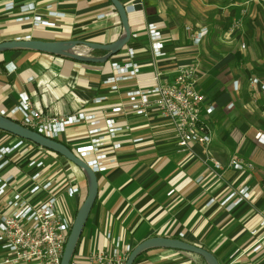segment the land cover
I'll list each match as a JSON object with an SVG mask.
<instances>
[{"label":"crops","instance_id":"1","mask_svg":"<svg viewBox=\"0 0 264 264\" xmlns=\"http://www.w3.org/2000/svg\"><path fill=\"white\" fill-rule=\"evenodd\" d=\"M119 1L129 6L131 35L105 61L82 62L30 49L0 52V112L19 122L20 114L8 115V111L17 105L20 93H26L32 107L46 117L109 110L127 100L126 91L151 86L155 72L160 73L159 81H172L180 68L193 66L195 89L214 106L206 116L212 139L206 147L194 143L180 150L169 121L156 112L144 118L128 110L117 117L129 130L119 137L117 165L96 174L97 194L75 258L89 264L88 254L111 246L105 237L110 232L131 250L146 239L164 237L206 249L218 264H264V227L259 226L264 216V144L254 140L256 132H264V91L251 84L252 79L264 84V0ZM8 3L13 6L10 10ZM34 16L51 24L35 25ZM234 21L239 25L231 30ZM151 22L162 34L163 55L158 57L153 56L146 34V24ZM200 29L207 32L199 44H193L192 35ZM121 32L122 24L109 0H0V43L73 40L108 45ZM129 47L139 73L117 83L118 91L111 92L103 80L112 74L110 63L125 61ZM107 53L94 49L87 55L99 58ZM100 96L106 99L94 104L93 99ZM85 130L84 124L68 127L57 141L71 150L87 141ZM19 140L0 131V148L12 147ZM233 155L252 167H229ZM58 158L75 167L62 156L23 140L0 169V180H32L39 173L34 180L74 183L78 194H62L59 201L60 211L74 217L86 196L85 178L82 175L74 182L67 171L53 177ZM213 160L221 168H215ZM32 161L42 165L30 166ZM243 187L248 198L233 204ZM65 196L73 200L74 214L67 209ZM3 207L0 198V212ZM253 229L256 235H251ZM257 240L261 247L252 250ZM132 264L203 261L194 253L155 247L141 252Z\"/></svg>","mask_w":264,"mask_h":264},{"label":"built area","instance_id":"2","mask_svg":"<svg viewBox=\"0 0 264 264\" xmlns=\"http://www.w3.org/2000/svg\"><path fill=\"white\" fill-rule=\"evenodd\" d=\"M8 3L7 10L12 9ZM49 7V6H48ZM126 6V11H129ZM132 7V6H131ZM49 15H55L49 11ZM24 19H29L25 17ZM35 25L51 24L40 16H34ZM239 22H232L231 30L238 27ZM207 30L200 29L192 35V43L199 44ZM146 34L150 50L154 57L163 55L164 47L162 34L155 23L146 24ZM136 37L135 34L132 35ZM26 39L29 36L25 37ZM133 48H127L123 63L112 62V74L103 80L111 92L118 91L120 81L132 79L139 73V66L133 61ZM193 66L180 68L172 81H159L160 73L155 72L153 84L147 88H135L126 91L127 100L116 103L109 110L102 108L97 112L77 110L63 116L46 117L41 110L33 108L26 93H20L18 103L8 111V115L19 113V124L51 140H58L66 133L68 127L84 124L87 141L73 147L71 151L91 169L94 174L107 171L117 165L116 153L121 148L119 137L128 132L126 122L118 120L121 114L131 111L137 116L148 118L150 112H156L167 119L172 126L176 145L180 150L189 149L191 144L197 143L208 146L212 139V128L206 116L214 111V106L206 103L205 96L194 87ZM251 84L258 85L264 91V84L252 79ZM237 88V82H233ZM106 99L105 96L96 97L93 103L98 105ZM232 107V103L228 108ZM4 116L5 112L1 111ZM264 119V116H263ZM254 140L257 144H264V132H256ZM137 141V140H136ZM20 139L12 147L0 148V169L8 163V157L13 149L22 144ZM30 166L40 167L42 162L32 161ZM215 168L221 164L213 160ZM228 166L235 170L251 168L252 165L238 156L229 159ZM0 180V198L4 200V207L0 212V264H60L61 257L69 231L73 222V215L60 211L59 201L62 194L73 197L79 192V187L66 181L34 180ZM239 197L233 202L237 204L249 196L247 187L241 188ZM235 192L230 194L222 204H225ZM260 227H264V216ZM253 229L251 235H256ZM112 244L108 249H102L87 255L89 264H125L131 248L121 246L120 237H113L110 232L105 235ZM256 241L252 250L261 246ZM73 253L69 264H80Z\"/></svg>","mask_w":264,"mask_h":264},{"label":"water","instance_id":"3","mask_svg":"<svg viewBox=\"0 0 264 264\" xmlns=\"http://www.w3.org/2000/svg\"><path fill=\"white\" fill-rule=\"evenodd\" d=\"M113 8L116 10L120 22L122 24V32L119 39L108 45H99L81 41H59V42H44L40 40H12L0 43V52L11 49H30L50 54H59L70 59L82 62H100L107 60L111 55L117 53L130 38V29L128 26V17L125 6L119 0H109ZM78 46H83L82 50L77 49ZM102 49L108 53L105 56L95 58L88 56L92 50ZM0 131L10 133L22 140L28 141L40 148L52 151L59 156L65 158L73 164L85 178L86 196L78 207L69 231L66 243L64 245L60 264H69V261L75 251L77 242L89 215V212L94 203L97 194V178L91 169L80 158L59 141L46 138L24 126L18 122L0 115ZM170 248L201 256L207 264H218L212 253L198 247L196 245L184 242L180 239L153 237L146 239L136 245L128 254L125 264H132L135 258L143 251L155 248Z\"/></svg>","mask_w":264,"mask_h":264},{"label":"rangeland","instance_id":"4","mask_svg":"<svg viewBox=\"0 0 264 264\" xmlns=\"http://www.w3.org/2000/svg\"><path fill=\"white\" fill-rule=\"evenodd\" d=\"M57 160H58L57 161L58 163L55 164V167H54L55 169L53 170V172H54L53 177L58 176L61 173V171H65V172L67 171V172L71 173V174L69 173L70 174V178L74 176V178H72V180H74V182H76V179H81L82 178V174L79 171V169L73 167L72 165H70L69 163H67L63 159L58 158ZM61 199H63V198L60 196V200ZM64 199H65V205L68 207L67 209L73 211L72 213L74 214V208H73L74 207V202H73V200L68 198L67 196H65ZM81 237H83V235ZM74 259H76V258L74 257Z\"/></svg>","mask_w":264,"mask_h":264},{"label":"trees","instance_id":"5","mask_svg":"<svg viewBox=\"0 0 264 264\" xmlns=\"http://www.w3.org/2000/svg\"><path fill=\"white\" fill-rule=\"evenodd\" d=\"M16 122H17V121H16ZM18 123H19V122H18ZM2 132H3V131H2ZM3 133H5V134H7V135H10V136H12V137L18 138V137L14 136V135H12V134H10V133H7V132H3ZM76 211H77V209H76ZM76 211H75V213H76ZM74 215H75V214H74ZM198 256H199V255H198ZM199 257H200V259L203 261V264H207L201 256H199Z\"/></svg>","mask_w":264,"mask_h":264}]
</instances>
